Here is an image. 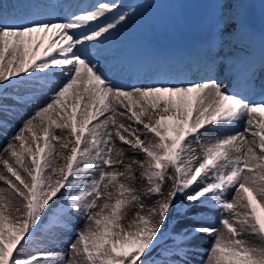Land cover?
I'll list each match as a JSON object with an SVG mask.
<instances>
[{
    "label": "snow or ice",
    "instance_id": "1",
    "mask_svg": "<svg viewBox=\"0 0 264 264\" xmlns=\"http://www.w3.org/2000/svg\"><path fill=\"white\" fill-rule=\"evenodd\" d=\"M55 7L18 13L0 5V134L15 115L13 105L27 102L6 89L25 87L34 104L3 149L15 180L0 174L8 185L0 189V264H196L201 237L213 241L205 264H264V84L253 98L264 56L259 71L250 66L242 91L212 75V57L198 81L173 82L165 69L151 83L122 85L101 71L98 55L129 18L119 0L73 4L59 15L50 10ZM215 8L209 43L219 53L251 32L249 0H216ZM53 126L68 130L61 149L75 145L70 155L58 153L62 167L50 159L53 141H61L50 139ZM117 140L132 153L127 164ZM57 172L61 178L54 180ZM141 178L145 190L132 186ZM110 186L115 203L104 191ZM133 201L139 211L125 226L122 209ZM165 238L171 244L160 248Z\"/></svg>",
    "mask_w": 264,
    "mask_h": 264
},
{
    "label": "bare ground",
    "instance_id": "2",
    "mask_svg": "<svg viewBox=\"0 0 264 264\" xmlns=\"http://www.w3.org/2000/svg\"><path fill=\"white\" fill-rule=\"evenodd\" d=\"M51 1V0H50ZM54 1L57 5H58V9L55 10V12L59 15L62 14L63 12V4H60L59 0H52ZM121 1V0H119ZM215 2L216 0H210V4H209V8H208V14L207 16L200 22H197L195 24H193L192 26L186 25L187 27H192V28H196L197 31L199 33H202L203 31L207 30V35H206V39L208 42H210L211 39V35H212V31H213V19L214 16L216 14V8H215ZM264 3V0H249V10H251L252 12V16L256 17V23L259 24H264V13L260 10V8L262 7ZM6 4L4 3L2 0H0V5ZM179 4H180V0H132L128 6L126 7V9L120 11V12H128L129 13V18L127 19L126 22H124L121 26H119L118 28H125L128 27L131 23H133V21L135 20L136 14L139 12L141 13H151L153 11H158V16L156 18H151L152 21L156 24H160V25H168L170 24V22L174 19V20H178V10H179ZM130 5V6H129ZM193 8V9H192ZM8 9H12L16 10L18 13H25L28 11L27 6L25 4L24 1H21L19 5L17 6H13V5H9ZM186 10H190V14L196 13L198 12L200 9L197 5H193V2H190L189 4H187ZM175 23L172 27H175ZM263 28H259V29H254L252 32V35L250 36L249 33H245L244 35H242L241 37H239L238 41H233V44L230 46H225L222 49H220L219 53H217V48L216 47H211L210 46V52H214V54L212 56H217L218 60L216 62V64L213 67V72L212 75H214L216 77V74L218 72V70L223 68V62L225 63V60L223 61L224 58V54H229L230 52H239L243 49H247L250 48L252 46V44L248 43L246 41L247 38H252L256 45L255 46H260L259 51L257 52V55H261L262 52H264V25L262 26ZM123 31V30H122ZM155 31V30H154ZM120 36L118 37H112V38H108L100 47L98 50V55H99V65H100V69L102 72H104L106 75L111 76V78L113 80H115L117 83H120L122 85H128V84H138V83H144L142 81L139 80V74H137L135 76V78L132 81L129 82H125V78H126V74L124 72H122L121 70H119L116 66L115 63H112L113 60L110 59L111 56L113 55H118L120 54V51L124 50V48L126 46H132L134 45V42H139L142 38L144 39L146 35V33H141V34H129L127 35V33L123 34L122 32H119ZM171 34V29L168 30V35ZM124 35V36H122ZM207 46L210 45V43L206 44ZM254 46V47H255ZM228 52V53H226ZM101 60L102 61H106V64H101ZM223 61V62H222ZM222 62V63H221ZM260 61H257L255 64V69L260 67ZM206 67V66H205ZM230 68L232 67H228L227 71L223 74L222 77L218 78L219 81H221V79L225 78L227 76L228 73H230L232 76V70H230ZM224 69V68H223ZM131 75H135V73H131ZM208 75L207 70L204 72L202 71L200 76L202 78H205ZM173 82H176V80L178 79H187V80H195L193 79V76H191L189 73H186L184 76L183 75H179V76H175L171 78ZM196 80H200V78H196ZM239 79H237L235 81V83L233 84H228L225 83L226 87L232 88L233 90H244L248 87V84H244V85H240L238 84ZM229 82V81H227ZM148 83V82H145ZM257 85V84H256ZM260 86L258 85L256 86V91L253 94V98L254 99H258L259 97L254 95L256 94V92H258L260 90ZM18 88H25L23 86H20ZM22 97H24L25 101L24 102L25 106H20L19 105H13V104H8V105H13L15 107V115L14 117H10V118H6L7 119V131L4 132L3 134H0V174H5L7 173L6 167L3 163L4 160H9V153L4 152V146L8 143L10 137L22 126V121L33 111L34 108V104L32 103V97L30 92L28 93H23L21 95ZM71 101V97H69V102ZM124 109H121V111H123ZM139 107H137V111H139ZM107 115V114H106ZM151 115V113L146 114L145 116L142 117V119H144L145 123L148 122L149 116ZM165 115L170 116V114L165 113ZM80 117L78 116V119ZM99 119L103 120L104 117H99ZM117 119L121 122H123L126 127H129L130 124H132L131 128L134 129L137 127V125L133 122L127 119V117H120L117 116ZM38 123V122H37ZM93 123H96V121H93ZM142 129V126H140ZM243 128V122H241L238 126V128L236 130H242ZM37 134L41 137L40 140V144L41 147H43V132H42V128H37ZM56 135V136H60L61 137V141H53V143L56 145V152L53 153V157H50V159H54V163L56 167H61L62 165L66 164V160L63 158V156H67L71 154V149L72 147H74V144H69L67 148L61 149L60 147V143L64 142L66 140V138L68 137V130L64 129H58L55 126H53V128L50 130V139H51V135ZM140 134V133H137ZM125 135H127V133H125ZM27 136V134H26ZM142 139H144L143 136H141ZM74 139V138H73ZM29 143H31V141H29ZM116 145L117 147H124L125 148V155H124V161L125 164H127L131 159H132V153L131 151H129V149L127 148V146L122 145V143L117 140L116 141ZM81 147H83V145H81ZM193 147L197 149V155L200 154L199 151V145L197 144H193ZM63 153V156L58 155V153ZM30 157H26L25 165L28 167H32L31 163H30ZM10 161V160H9ZM118 171H124V167L122 168H118ZM46 173H51V169L48 168L45 170ZM26 174L23 173V176H25ZM56 174H53V179L55 178ZM121 181H123V177L119 178ZM55 180V179H54ZM132 186L136 187L138 190H145L148 188V182L146 180V178H141L139 180L133 181L132 182ZM8 185L0 180V189H5L7 188ZM105 193L107 191H111L113 193V199L111 201V203H115V198L118 195L117 191L115 188H112L111 186L109 187V189L104 190ZM127 196V194H126ZM106 201V194L105 196H102L100 198V200H98V205H102L104 202ZM146 203H149V201L145 200ZM98 209H94V211H97ZM138 210H135V212L133 214L130 215V213L127 214V219L123 218V221H121V223H123L125 226H127L129 224V222L134 218L135 213ZM146 214V213H144ZM212 215L219 217V213L216 211H212ZM85 224L84 221H81V223L79 225H77V227H83ZM217 226H219V223L217 222ZM180 227V225H177L174 229H172V231L178 230V228ZM251 239L255 240V237H250ZM171 242L170 240H168L167 238H165L164 242L161 244L160 247H164V245H166L167 243ZM212 238L211 237H201L198 240V243L200 245V250H199V254L196 256V264H205V261L208 259V251L207 249L210 248L211 244H212ZM164 244V245H163Z\"/></svg>",
    "mask_w": 264,
    "mask_h": 264
},
{
    "label": "rangeland",
    "instance_id": "3",
    "mask_svg": "<svg viewBox=\"0 0 264 264\" xmlns=\"http://www.w3.org/2000/svg\"><path fill=\"white\" fill-rule=\"evenodd\" d=\"M209 1V0H208ZM209 8V7H208ZM260 10L264 13V3H263V5H262V7L260 8ZM208 11V10H207ZM158 12V11H157ZM250 12H251V10H250ZM153 13L155 14V16L157 17L158 16V14L155 12V11H153ZM252 17V16H251ZM179 21V22H178ZM178 21L177 20H172L171 22H170V24H168V25H160V24H157L158 26H159V29H161V32L163 33V32H165V30H169V29H171L172 30V34L173 35H175V33H176V26H177V28H178V26L179 25H182V26H185V24H183V21L182 20H180V19H178ZM135 24H137V25H140V24H146V23H148V22H152V20H150V18L149 17H147V14H145V13H143L142 15L138 12L137 14H136V17H135ZM174 23L176 24L175 25V27H172L173 25H174ZM253 23H255L256 24V17H253ZM257 24H259V23H257ZM147 25V24H146ZM262 26L264 25V24H261ZM132 26V25H131ZM139 31H144V30H139ZM138 31V32H139ZM29 91L26 89V88H16V89H11V92H10V95H7V96H10V97H12V93H15V94H19L20 96H21V94H23V93H28ZM13 97H15V96H13ZM10 100V101H9ZM5 103H9V104H13V99H8V100H6L5 101ZM20 106H25V104H24V102H22V103H20ZM168 114H170V115H172V113H168ZM131 126H132V124H130L129 125V127L131 128ZM137 158H139V157H137ZM10 161V163H13V161L10 159V157L8 158ZM25 160H26V158H25ZM15 166V165H14ZM62 166H64V165H62ZM61 166V167H62ZM122 167H124V165H117V166H115V168L116 169H118V168H122ZM135 167V166H134ZM56 175H55V178L54 179H60L61 177H60V174L57 172V173H55ZM5 175H8L11 179H13V180H15V178L14 177H11V175L9 174V173H5ZM21 175L23 176V172H21ZM94 175L95 174H91V175H89L87 178L90 180V179H92L93 177H94ZM71 179V178H70ZM18 183V182H17ZM170 187H171V185H170V182H168V183H166L165 184V186H164V192L165 193H167L168 191H169V189H170ZM78 190V189H77ZM156 199V197H152V200H155ZM145 204H148V203H146L145 202ZM135 210H138L139 211V205L137 204V202H131V203H129V204H126L124 207H123V209H122V214H123V216H124V218L125 219H127V214L128 213H130V215L131 214H133L134 212H135ZM144 213H147V207L145 208V210H144ZM143 213V214H144ZM123 221V220H122ZM167 244H171V242H169V243H167ZM166 244V245H167ZM64 247H66V245H64ZM55 251H60L61 250V248L58 246L57 248H55L54 249ZM156 251L155 252H153V255L154 256H156ZM198 254H199V252H198ZM197 254V255H198Z\"/></svg>",
    "mask_w": 264,
    "mask_h": 264
},
{
    "label": "water",
    "instance_id": "4",
    "mask_svg": "<svg viewBox=\"0 0 264 264\" xmlns=\"http://www.w3.org/2000/svg\"><path fill=\"white\" fill-rule=\"evenodd\" d=\"M187 3L193 2L200 9L201 15L204 14L207 2L206 0H186ZM204 9V10H203Z\"/></svg>",
    "mask_w": 264,
    "mask_h": 264
}]
</instances>
